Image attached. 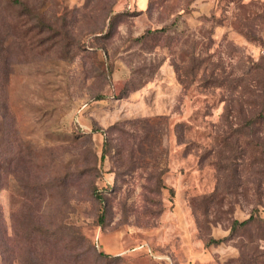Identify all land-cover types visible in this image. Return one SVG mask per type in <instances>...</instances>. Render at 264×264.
Here are the masks:
<instances>
[{
	"label": "rangeland",
	"instance_id": "rangeland-1",
	"mask_svg": "<svg viewBox=\"0 0 264 264\" xmlns=\"http://www.w3.org/2000/svg\"><path fill=\"white\" fill-rule=\"evenodd\" d=\"M256 207L264 0H0V264H264Z\"/></svg>",
	"mask_w": 264,
	"mask_h": 264
},
{
	"label": "trees",
	"instance_id": "trees-1",
	"mask_svg": "<svg viewBox=\"0 0 264 264\" xmlns=\"http://www.w3.org/2000/svg\"><path fill=\"white\" fill-rule=\"evenodd\" d=\"M152 33L151 31H148L146 34L141 36L138 40H142L146 37L147 34ZM99 201H103V197L100 195L96 196ZM256 227L258 231L260 232V240H264V220L259 216V209L256 207L253 209L250 217L244 221L234 220L231 225V234L238 233L239 232H245L249 233V231ZM227 238H225L226 240ZM224 242V239H211L209 244H221ZM98 256L102 257V253H100Z\"/></svg>",
	"mask_w": 264,
	"mask_h": 264
}]
</instances>
